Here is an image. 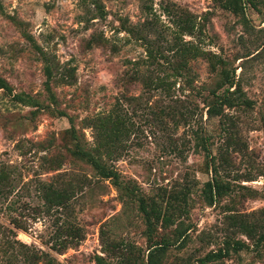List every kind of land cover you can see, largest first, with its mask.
Segmentation results:
<instances>
[{"label": "rangeland", "instance_id": "374dc122", "mask_svg": "<svg viewBox=\"0 0 264 264\" xmlns=\"http://www.w3.org/2000/svg\"><path fill=\"white\" fill-rule=\"evenodd\" d=\"M225 1L0 0V75L12 88L0 89V264H146L139 196L161 214L186 196L175 223L151 215L153 239L170 243L163 264H201L235 240L242 250L206 264H264V0H244V15ZM227 75L236 105L211 117ZM108 115L120 126L108 163L136 195L72 154V129L95 146V118ZM216 176L227 187L209 205Z\"/></svg>", "mask_w": 264, "mask_h": 264}, {"label": "trees", "instance_id": "16d2710c", "mask_svg": "<svg viewBox=\"0 0 264 264\" xmlns=\"http://www.w3.org/2000/svg\"><path fill=\"white\" fill-rule=\"evenodd\" d=\"M252 0H246V2H251ZM224 7L231 9L235 14H245V2L244 0H226L224 2ZM45 74H46V81H45V90L49 95V99L53 102H55L56 94L52 89V81L54 79V69L50 65L45 66ZM63 76L65 77V82H68L69 84L73 81V75L74 70H68L64 71ZM235 85L234 80L230 79L227 75L226 78L219 84V88L226 87L225 93L218 99V102L216 103H209L208 105V114L209 116H220L223 117L224 114V108L227 107H233L236 105L235 99L233 98L234 94L237 93L239 90H231V88ZM0 89H3L4 91L8 93H12V88L10 83L0 75ZM214 93H216L214 91ZM13 98L17 101L24 102L28 105H34L38 106L40 105L39 102L35 101L31 97H27L23 94H14ZM247 102V100H245ZM98 123L96 124L98 128H100L97 133V141L96 145L87 148L82 141L80 140V136L77 134V131L75 128L72 129V138L76 142V148L72 151V154L76 160L85 161L87 164H89L100 176L104 178H109L114 180L116 185L121 187L123 190V193H126L128 195L133 194L136 195L135 191H131V189L128 186H124L121 183V175L120 173L112 166L109 165V160L113 159L112 156L115 153H118L115 149V135L118 130H120V126L116 127L117 121L114 119L111 115H108L105 118H95ZM116 127V128H115ZM233 126H227L223 129L224 137L227 139L228 135L231 137L232 135L231 130ZM198 134V137L203 141V144L206 145V139L201 135ZM117 155V154H116ZM111 157V158H107ZM6 176L2 173H0V183L2 180L4 181ZM47 186V185H46ZM45 186V187H46ZM225 184H223L218 177H213L211 180H209L205 184V195H206V201L209 205H213L216 200L224 195L226 191ZM53 191V189H52ZM53 192L60 193L61 191L54 190ZM186 196H173L171 200H168L166 203V210L165 214H161L157 207L150 208V205L147 203L145 197L139 196V207L140 210L145 214L147 221H148V242L150 243L148 256H147V263L146 264H163L164 259L163 257L166 254L167 249L170 246L169 241L162 239V241L154 240L153 239V233L157 228H155V225H153L151 220V215H154L157 219V223L160 221L161 218L163 220H171V223H175V220H172L175 212L177 211H183L182 204L186 202ZM14 223L16 225H19L17 220H14ZM190 225L185 226L184 222L178 223L176 226V232L179 234L180 238H184L186 240L187 234L190 230ZM164 240V241H163ZM264 240V234L260 236L259 242ZM245 246V242H242L241 240H235L234 242L226 241L225 245L221 247L217 251H211L205 254L200 261L201 264H206L209 262H215L218 260H222L226 257H228L231 254V251H239L242 250ZM97 264H114L112 262H107L105 258L101 256H97L96 258Z\"/></svg>", "mask_w": 264, "mask_h": 264}]
</instances>
